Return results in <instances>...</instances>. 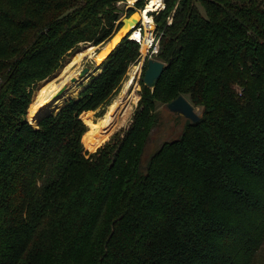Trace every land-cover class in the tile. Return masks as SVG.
Masks as SVG:
<instances>
[{
	"label": "trees",
	"instance_id": "1",
	"mask_svg": "<svg viewBox=\"0 0 264 264\" xmlns=\"http://www.w3.org/2000/svg\"><path fill=\"white\" fill-rule=\"evenodd\" d=\"M116 1L0 0V264H264V0L149 13L166 66L149 89L144 58L131 124L93 152L80 116L105 114L140 59L130 34L76 98L28 123L38 82L122 25ZM178 95L200 121L142 169L156 111Z\"/></svg>",
	"mask_w": 264,
	"mask_h": 264
},
{
	"label": "bare ground",
	"instance_id": "2",
	"mask_svg": "<svg viewBox=\"0 0 264 264\" xmlns=\"http://www.w3.org/2000/svg\"><path fill=\"white\" fill-rule=\"evenodd\" d=\"M134 1V0H130ZM151 2L147 3L145 10L140 12H135L131 15V23H128L126 28H120L109 40L100 43L95 46L92 43L83 44L79 46L76 50L72 51L68 58L62 61L61 66L54 74L39 82L37 87L34 90V95L32 97V104L30 107L29 113L26 115L27 121L30 125L36 127L37 121L48 114H51L57 111L60 107H63L65 103L74 97L84 88L85 84L90 80V76H95L101 71V64L105 57L114 49L116 44L128 33V30L132 28L137 21H142L147 33L143 35L137 29L131 34V38L137 39L140 38L141 53L146 54L151 48V36L150 31L153 28V18L147 14L148 11H151L153 5L157 0H150ZM87 59H91L95 64V68H91L87 74L84 75L83 80L80 84H74L70 90L60 91L64 89L66 85L72 83V78H77L80 74L84 62ZM87 62V61H86ZM137 68V67H134ZM135 72L130 74V78L125 82L121 93L117 96L112 103L107 107L106 113L101 116L97 121L90 119L89 114L83 117V122L89 125V130L86 131V139L89 142H96L101 136L108 132L110 127L115 126L120 120H122L128 112L131 110L133 104L137 102L138 93L137 86L135 85ZM134 88V89H132ZM126 105V110L120 113V108H123V105ZM122 105V106H121ZM89 113L86 112V114Z\"/></svg>",
	"mask_w": 264,
	"mask_h": 264
},
{
	"label": "rangeland",
	"instance_id": "3",
	"mask_svg": "<svg viewBox=\"0 0 264 264\" xmlns=\"http://www.w3.org/2000/svg\"><path fill=\"white\" fill-rule=\"evenodd\" d=\"M134 9V8H133ZM122 10H123V8H122ZM135 10V9H134ZM122 12V11H121ZM123 12H125V9H124V11ZM135 12H139V10L138 11H134L133 13H135ZM132 13V14H133ZM131 15V14H130ZM129 16V15H128ZM128 16L127 17H124V18H128ZM123 18V19H124ZM142 21H139L135 26H141V27H143V25H142V23H141ZM153 27H154V25H153ZM120 29V27H118V29H116V31H118ZM116 31H115V33H116ZM114 33V34H115ZM113 34V35H114ZM113 37V36H112ZM111 37V38H112ZM154 37V36H153ZM83 44H88V43H79L78 44V46L76 47V48H78L79 46H82ZM118 44V43H117ZM116 44V45H117ZM74 50H76V49H74ZM73 51V50H72ZM72 51H69V53L67 54V55H65V56H63V58L60 60V62H59V67L61 66V64H62V61H64L66 58H68L69 57V55H70V53L72 52ZM152 52H154V51H151V53ZM148 53V52H147ZM142 54L141 53V47H140V59L138 60V62L137 63H133V64H131L130 66H129V68L127 69V71H126V73L124 74V76H123V78H122V80H121V82H120V86H119V88H120V91H121V89L123 88V86H124V84H125V82L130 78L129 76H130V74L132 73V72H135V74H133L134 75V77H135V85L137 86V93H138V99H137V102H135V104H133V106H132V108H131V110L128 112V114L122 119V120H120L115 126H112V127H110V129H108V132L106 133V134H104L103 136H101V138H99L96 142H89V141H87V139H86V132L82 135V137L84 138V142H85V144L87 145V146H89L90 147V151L88 150V149H85V147H84V149L85 150H87L88 152H93V149L95 148V147H97V146H99L100 144L102 145V144H104L105 142H107V141H109V140H111L112 139V137H114L115 135H116V133H120V135L123 133V131H124V129H126V128H128V126L131 124V119H132V116H133V114H134V111H135V109L137 108V104H138V101H139V99H140V97H141V84H140V80H141V71H142V64H143V60H144V58L146 57L145 55H147V56H150L151 58H154L155 59V54L154 55H151V54ZM145 56V57H144ZM107 57V56H106ZM105 57V58H106ZM149 58V57H148ZM105 60V59H104ZM103 60V61H104ZM87 61V62H86ZM85 62H84V66H88V67H90V68H95L96 66H95V64L93 63V61L91 60V59H87ZM103 61H102V64H103ZM102 64H101V68H102ZM84 66L82 67V68H84ZM59 67L57 68V69H55V71L56 70H58L59 69ZM134 67H137V68H134ZM98 75V74H97ZM96 76V75H95ZM47 78V77H46ZM45 79V78H44ZM43 79V80H44ZM90 80H91V76H90ZM89 80V81H90ZM40 81H42V80H40ZM39 81V82H40ZM88 81V82H89ZM39 82H38V84H39ZM87 82V83H88ZM37 84V85H38ZM37 85L35 86V88L37 87ZM85 87V86H84ZM35 88H34V90H35ZM132 89H134V88H132ZM34 90H33V92H32V94L34 93ZM120 91H118L119 93H117L114 97H113V99H112V101H111V103L115 100V99H117V96L121 93ZM33 96V95H32ZM78 95H76V96H74V97H70V99L71 98H76ZM70 99H69V101H70ZM68 101V102H69ZM67 102V103H68ZM123 105V108H120V113H119V115L120 114H122V112H124L125 110H126V105H124V104H122ZM121 105V106H122ZM106 108L108 109V107L106 106ZM195 110H196V112L198 113V114H200V108L199 107H195ZM107 111V110H106ZM57 112V111H56ZM88 112V111H87ZM106 113V112H105ZM131 113V114H130ZM53 114V113H52ZM54 114H55V112H54ZM89 114V117H90V119L91 120H93V121H97L99 118L98 117H96V111H89V113H87L86 114V112L85 113H83L80 117H81V120H82V118L84 117L85 118V116H87ZM130 114V115H129ZM104 115V114H103ZM102 115V116H103ZM129 115V116H128ZM128 116V117H127ZM127 117V119L125 120V123H122V121L125 119ZM101 118V117H100ZM156 124L151 128V130H150V132H149V134H148V138H147V140H146V144H145V146H144V148H143V154H142V156H141V161H140V166L142 167V169H146V163H147V160H148V158H149V156L151 155V153L153 152V150H155V148L157 147V146H159L161 143H162V141L164 140V139H167V138H175V137H177V135L180 133V131L182 130V127L186 124V122H187V120L185 119V118H182V117H180V116H175L174 114H172L168 109H167V106L166 105H161V106H159L158 107V109H157V111H156ZM189 121V120H188ZM82 122H83V120H82ZM84 123V122H83ZM122 123V124H121ZM86 125H87V130H89L90 128H89V125L87 124V123H85ZM36 127H38V125L36 126ZM86 130V131H87ZM81 137V138H82ZM104 140V141H103ZM103 141V142H102ZM83 143V142H82ZM100 145V146H101ZM84 146V145H83ZM99 146V147H100ZM95 151V150H94Z\"/></svg>",
	"mask_w": 264,
	"mask_h": 264
},
{
	"label": "water",
	"instance_id": "4",
	"mask_svg": "<svg viewBox=\"0 0 264 264\" xmlns=\"http://www.w3.org/2000/svg\"><path fill=\"white\" fill-rule=\"evenodd\" d=\"M131 15H129L128 18H124L121 21L122 25L120 26V28L121 27L122 28H126V26L128 25V23H131L132 22L131 21ZM138 22L139 21H137V23ZM136 24H134L132 27H134ZM128 32H129V30H128ZM126 35L123 36L122 38L126 37ZM143 64H144V62H143ZM165 66H166V64H165L164 61L157 60V59H154V58L149 57L147 59V66H146L145 71L143 73V76H144L143 77V84H144V86L148 87L149 89H154V87L156 86V84H157V82H158V80L160 78V74L164 70ZM90 69H91L90 67L84 66V68L81 69L79 76L77 78H72L71 79L72 83L69 84V86L66 85L64 87V89H62L60 92L63 93L64 91L70 90L74 84H80L82 82V80H83L84 75L87 74V72ZM53 74L54 73H52L47 78L51 77ZM47 78H45V79H47ZM166 106H167V109L172 114H174L175 116L177 115V116H180L182 118H185L186 120H189V122L192 123V124H196V123H198L200 121L199 120V114L196 112L195 107L192 104H190L189 101L183 95H178L176 97V99L168 102L166 104ZM60 108L58 110H60ZM48 115H50V114H48ZM45 116H47V115H45ZM45 116H43V117H45ZM43 117H41V118H43ZM40 119L37 121V123L40 121Z\"/></svg>",
	"mask_w": 264,
	"mask_h": 264
},
{
	"label": "built area",
	"instance_id": "5",
	"mask_svg": "<svg viewBox=\"0 0 264 264\" xmlns=\"http://www.w3.org/2000/svg\"><path fill=\"white\" fill-rule=\"evenodd\" d=\"M116 2H117L116 5L117 6H121L123 8V10H120V12L118 13V17L119 18L115 21V26H117L123 20L124 17H127V10H128V8H134L136 11L139 10V12H140L141 10L142 11L145 10V8L147 6V3L151 2V1L150 0H145L144 5L141 8H137L136 7L137 0H134V1H130V0H118ZM179 2H180V0H177L175 6L173 8V10L177 7V5L179 4ZM165 6H166V0H157V2L153 5V8L151 9V11H148L147 14H149V13L158 14V12L160 10H163L165 8ZM124 9H125V12H123ZM149 16H151L153 18L152 15H149ZM141 23H142L143 27H141V26H134L128 32V34H130L129 37H128V39H132L135 42H137L138 44H140V41H139L140 38L133 39V38H131V34L134 32L135 29H137L138 31H140V33H143V35H145L147 33L143 22H141ZM153 24H154V27L151 30H149L150 31V36H151V39H152L151 48L149 49V51L147 53V54H151V55L156 54L158 52V48H159V46H158V39L155 37V33H156L155 32V23H153ZM128 34L126 36H128ZM151 51H154V52L151 53ZM145 56H147V55H145ZM148 57H150V56H148Z\"/></svg>",
	"mask_w": 264,
	"mask_h": 264
}]
</instances>
